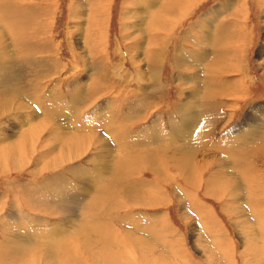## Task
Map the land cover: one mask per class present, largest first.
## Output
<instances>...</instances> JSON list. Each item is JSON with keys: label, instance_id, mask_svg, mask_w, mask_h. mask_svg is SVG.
<instances>
[{"label": "rangeland", "instance_id": "obj_1", "mask_svg": "<svg viewBox=\"0 0 264 264\" xmlns=\"http://www.w3.org/2000/svg\"><path fill=\"white\" fill-rule=\"evenodd\" d=\"M1 2V45L3 49L7 46L6 52L13 56L0 60V138L5 143L6 139L16 140L20 123L24 120L30 125H23L17 138L18 161L6 160L7 167L0 163V240L5 237L1 224H7L13 207L22 212L18 215L22 225L32 219L44 226L39 228L42 233L56 225L64 229L65 225L58 222L60 216L53 215L59 211L58 205L48 207L46 202H59L63 196L59 193L74 197L81 184H90L75 177L79 166L88 173L86 177H97L89 190L92 197L110 184L116 202L104 207L87 204L81 210L84 214L78 219L85 216L88 220L78 229L88 232L95 223L105 222L109 226L99 232L109 235L102 234L99 239L78 237L82 254L72 256L74 261L68 260V264H264V145H258L261 158L252 160L257 166L252 164L239 177L226 176L238 180L240 187L235 190L229 186L216 191L211 188L215 179L224 182L212 175L220 171L219 165L211 162L207 167L208 160L203 158L223 163L225 157L211 152H226L225 145L234 151L233 137L240 132L233 131L239 130L245 114L264 103V56L260 53L264 47V0H196L184 14L177 13L181 0L173 1L174 6L169 0ZM160 14L166 19L162 21L164 26H157L163 28L150 31L153 27L149 28V18ZM205 32L212 35L206 62H212L214 71L206 72L208 76L199 73V80H205L198 83L201 93L187 108L201 117L197 124H202L205 143L196 147L204 156L195 155L194 164L202 167V172L181 176L175 161H165L169 152L154 143L153 135H167L172 124L184 122L181 101L186 93L182 92L188 91L184 84L195 73L192 68L201 50L196 40ZM182 51L185 58H179ZM17 52L23 53L15 57ZM155 53L160 54L161 62L156 64L155 60L149 65L148 55ZM179 59L184 65H177ZM217 65L225 69L218 73ZM149 73L154 78H148ZM202 83L211 86L203 87ZM218 90H226L225 96ZM10 101L17 103L11 108ZM61 124L69 128L67 133L58 129ZM55 130L62 133V140L67 139L62 144L52 136ZM113 130L114 134L109 133ZM103 131H109L104 136L107 142ZM231 133L233 137L229 138ZM26 134L31 136L24 147L20 140ZM198 137L201 139V135ZM86 139L92 141L89 148L74 150V141ZM98 142L105 143L109 150V145L114 144L113 149L118 146L116 154L107 152ZM9 145H3L6 148L0 151ZM114 156L119 161L118 178L111 173ZM151 156H161L160 165L152 166V161L145 159ZM101 161H111V166L97 168ZM127 194L133 196V202L122 199ZM73 205L66 208L75 210ZM141 225L152 228L151 235H146ZM93 232L91 236L98 233ZM110 236L113 238L109 240ZM88 244H96L95 258L92 250L87 251ZM46 253L27 254L20 260L12 255V259L15 257V264H51L43 258ZM9 259L5 257L0 264H11Z\"/></svg>", "mask_w": 264, "mask_h": 264}, {"label": "bare ground", "instance_id": "obj_2", "mask_svg": "<svg viewBox=\"0 0 264 264\" xmlns=\"http://www.w3.org/2000/svg\"><path fill=\"white\" fill-rule=\"evenodd\" d=\"M85 1V0H84ZM173 1H176V0H169L170 3H172V5L174 6L175 4L173 3ZM196 0H181V4H182V7L181 9L177 12L179 14H184L185 10L189 9V7L191 8L192 6H194V3H195ZM8 2V1H6ZM89 3V2H88ZM161 3V2H160ZM178 3V2H177ZM176 3V5H177ZM199 3V2H198ZM229 5V4H228ZM264 5V4H263ZM139 6H141L139 4ZM2 7V2L0 0V8ZM139 8V7H138ZM156 8V7H155ZM162 8V7H161ZM17 9V8H16ZM104 9V8H103ZM141 9V8H140ZM172 10V8H168V10ZM3 10V9H2ZM19 10V9H18ZM164 10V8H163ZM167 12V11H166ZM163 11V13H166ZM170 12H173L170 11ZM149 14L151 13L150 11L148 12ZM162 13V14H163ZM174 13V12H173ZM176 13V14H177ZM155 14V13H154ZM153 14V15H154ZM160 14L157 15L156 17H148L149 18V28L152 26V30L150 31H158L163 28L162 26H157L158 24L162 25V21H163V18H164V15ZM148 14L146 13V16ZM169 16V15H168ZM129 17V16H128ZM142 17V16H141ZM160 17V18H159ZM171 17V16H170ZM143 18V17H142ZM147 18V19H148ZM168 18V17H167ZM144 19V18H143ZM166 19V17L164 18ZM209 21V20H208ZM141 22V21H140ZM143 22V21H142ZM148 24V23H147ZM142 25V24H141ZM143 26V25H142ZM163 26H164V23H163ZM172 26V25H171ZM170 26V27H171ZM174 27V26H173ZM167 28V27H166ZM165 30V29H164ZM207 32V31H206ZM206 32L203 34V36H201L200 40H196V45L198 47H200L201 50L194 52L196 53V58H197V61H196V64L195 66L192 68L193 70H195V73L192 74V76L189 78H187L186 80V86L188 90L187 92H182V93H186L183 94L185 95V97H183V95L181 94V96L183 97L182 98V106L184 107L185 109V114L182 116V120H184V122H181V123H178V124H172V127H171V131L169 134L167 135H164L162 134V137L159 135V134H154L153 136H155L153 138V141L154 143L157 144V142L163 146L161 147H164V149L166 150V152H169V158L165 161H175V168H176V171L179 172V174L182 176V174L185 175V173L187 174H191L193 171L196 172L197 170L199 172H202V167H197V165H195L194 163V160H195V155L197 154H201L199 152V150L197 149V145H199L200 143H205L202 139H204L203 137V132H202V124H197L198 121L201 119L200 115L197 114L196 110H194L195 112H191L192 109L188 108L189 104L192 105V102L193 100L195 101L197 98V96L201 93V86L199 83L202 82V81H205L204 78H202L201 80H199L200 78V75L199 73H203V76H208L209 72H213L214 70L212 69V62L210 63V61L206 62V60H208L210 54H207V51H209V48L208 47H211V36L209 33L206 34ZM187 35L189 36L188 32H186ZM185 33V34H186ZM205 36V37H204ZM1 34H0V38H1ZM4 37V36H3ZM213 39V38H212ZM4 40V38H3ZM211 40V41H210ZM2 39L0 40V60L3 61V60H6L8 59L9 57H12L13 54H11V56H9V54L6 52V47L3 49L2 45H1V42ZM7 44V43H6ZM195 44V43H194ZM13 46V45H12ZM3 51V52H2ZM186 51V50H185ZM184 51V52H185ZM260 53L263 54L264 56V47L263 49H260ZM158 52V51H157ZM23 52H17V54H14L15 57H18V56H21ZM180 53V52H179ZM193 53V52H192ZM193 53V54H194ZM185 54V53H184ZM184 54H183V51H182V54H180V57L179 58H183L184 57ZM207 54V55H205ZM215 54V52H214ZM243 54V52H242ZM241 54V55H242ZM157 55V56H155ZM155 55L151 54V55H148V61H149V65L150 63L154 64L155 63V60H156V64H159V61L161 59L160 57V54H156ZM261 55V54H259ZM189 56H187L188 58ZM193 57V56H192ZM242 57V56H240ZM185 58V57H184ZM211 58V57H210ZM244 58V56H243ZM242 58V59H243ZM147 59V58H146ZM192 59H195V58H192ZM188 60V59H187ZM214 60V59H213ZM241 60V59H240ZM212 61V60H211ZM222 61V59H221ZM242 61V60H241ZM181 62L183 63L184 65V62L182 59H179L178 63ZM206 62V64H204ZM215 62V61H214ZM240 62V61H239ZM177 65H181L180 63ZM187 63V62H186ZM189 63V61H188ZM238 63V62H237ZM242 63V62H241ZM240 63V64H241ZM5 64V63H4ZM238 63V65H240ZM176 65V66H177ZM237 65V66H238ZM244 66V65H243ZM158 67V66H157ZM181 67V66H180ZM222 66L220 65H217V71L218 73H221L222 70H224L225 68H221ZM240 67V66H239ZM237 67V68H239ZM189 70H190V67H188ZM157 71V68L154 69ZM196 70L197 73H196ZM188 72V71H187ZM207 72V73H206ZM151 73V72H150ZM148 74V78L152 77L154 78V76H152L151 74ZM156 74V73H155ZM195 74V75H194ZM198 74V75H197ZM135 76V75H134ZM157 76V75H156ZM143 77H146L145 75ZM137 78V77H136ZM178 78V77H177ZM182 79V78H181ZM180 79V80H181ZM207 80V79H206ZM154 81V80H153ZM183 81V80H182ZM197 83L195 84H191L192 82H196ZM185 83V81L183 82ZM189 83V84H188ZM181 85L183 86V84L181 83ZM197 85V87L194 88V86ZM202 86L203 87H208V86H211L210 83H202ZM158 89V88H157ZM182 89V88H181ZM183 90V89H182ZM181 90V91H182ZM218 93L225 96L226 94V90H218ZM16 97V96H15ZM14 97V98H15ZM31 99V98H30ZM215 99V98H214ZM17 101V100H16ZM16 101H10L11 104V108L13 107L12 104L17 103ZM37 101V100H35ZM37 103V102H36ZM31 104H34L32 101H31ZM15 105V104H14ZM190 105V107H191ZM4 106V105H3ZM19 106L22 108L24 107V105L22 104H19ZM180 106V105H179ZM181 106V107H182ZM202 106V105H201ZM7 107V106H5ZM20 107L17 108V110H20ZM5 109V108H4ZM3 110V109H2ZM8 111L10 112V110L8 109ZM8 113V112H7ZM17 113V112H16ZM15 113V114H16ZM246 113V112H245ZM56 117V116H55ZM21 119V118H20ZM55 119V118H54ZM67 119V118H66ZM244 122L243 124H241L239 130H236V131H233L234 132H240L239 134L235 135L234 137L232 136L233 133H231L230 137L229 138H234V142H233V150L232 151L230 149L229 146L225 145L223 150H225L228 154H225L226 152H221L219 155L213 150L211 152V155H217V156H222V157H225V160L223 161V163L227 162L226 165H224L222 162L220 161H213L212 159L208 158V157H203L204 155H202L203 158H206L208 160V162L205 163V165L208 167V166H211V162H214L216 165L218 164L219 165V169L220 171H214V173L212 175H215V177L219 176V180L220 181H223L224 183L221 184L219 182H216V179L213 180V182L211 183V188H213L215 191L216 189L217 190H222L221 188H225L226 189L228 188L227 186L231 187L233 190H235V188H239L240 186H238V180L236 178H234V180H229V179H226V176L228 175H234V176H241L243 174V170H249V168H252V164H255V166H257V162L253 163L252 160H255V158L257 157H260L258 156L259 153H258V149L260 147H258V145H264V103L259 105V106H255L253 107L248 114H245V118L242 119ZM24 120L20 123V128L18 127V129H20V132H18L17 136H16V140H12V141H8L6 138V143H5V140L4 139H1L0 138V148L1 147H4L3 145L5 144H8L10 143V147L7 148L6 150L4 151H0V163H5V166L7 167V161L6 160H13V161H18V151H17V147L18 146V143L17 142V138L22 134V126L24 125L25 127L26 126H29L30 124H25ZM102 124V123H101ZM197 124V125H196ZM70 125V124H69ZM100 125V124H99ZM104 125V124H103ZM19 126V125H18ZM65 125H62L60 127H58L59 130H62L63 133H67L68 130L64 127ZM239 126V125H238ZM170 128V126H169ZM28 129H32V128H28ZM102 129V128H101ZM104 129V128H103ZM120 129H123V126L120 128ZM56 131V130H55ZM109 131H106V132H102L104 133L102 136L104 137L105 135L109 134V133H115V131L113 130V132H109ZM57 135H56V134ZM53 133V137L57 138L58 140H60L61 144L62 142L66 141L67 139H64L62 140L60 137V135L62 136V133L61 132H55ZM10 134V133H9ZM13 135V134H12ZM198 135H201V139H198ZM31 136V135H30ZM28 134L25 135V138L23 140H20V145L21 146H24V143L27 141V139L30 137ZM112 136V135H111ZM109 137V135H108ZM198 137V138H197ZM203 137V138H202ZM97 138V137H96ZM112 138V137H111ZM104 139L106 140L105 142H107L108 140L104 137ZM81 140V139H80ZM79 140V141H80ZM238 140V141H237ZM19 141V140H18ZM82 141V140H81ZM85 142H80L78 143L77 141H74L72 144H73V147H74V150H80V149H84V148H89L91 145H92V141H88L87 139L84 140ZM112 142V140H110ZM202 141V142H201ZM77 142V143H75ZM114 143V142H112ZM71 144V146H72ZM90 144V145H88ZM103 145L104 144V149L108 152H111V153H114V155L116 154V148L118 147L117 144L116 148H114V144L113 145H109L110 146V150L109 148L106 147L105 143H97V145ZM88 145V146H86ZM158 145V144H157ZM241 145V147L239 148V146ZM20 146V147H21ZM112 146V148H111ZM159 146V145H158ZM191 146V147H190ZM25 147V146H24ZM6 147H4L3 149H5ZM239 148V150H238ZM2 149V150H3ZM102 149V151L104 150ZM87 149L83 150V151H86ZM21 151V150H20ZM89 151V150H88ZM237 151H239V153L237 154ZM23 154H25L26 152L25 151H22ZM262 152V151H261ZM9 154V155H8ZM159 155H161V153H158ZM163 154V153H162ZM237 154V155H236ZM5 155H8V158H5L3 156ZM234 156V157H233ZM10 157V158H9ZM155 157H158V156H151V157H145V159L147 160H150L152 161V166L153 165H160L161 163V156L159 158H155ZM15 158V159H13ZM23 158V157H22ZM121 158V157H120ZM119 158V159H120ZM261 158V157H260ZM113 161H112V170H111V173H112V176H116L117 177V172H119V166L117 165V159L116 157L114 156L113 158ZM231 159H232V162L233 164L231 163ZM90 160V159H89ZM197 160V159H196ZM206 161V160H205ZM210 161V162H209ZM228 161H229V164H228ZM20 162V161H19ZM88 161H86L87 163ZM197 162H199L197 160ZM196 162V163H197ZM111 166V161H109L108 163H105L104 161H101L98 165H97V168H102L103 166ZM229 165V166H228ZM201 166L202 163H201ZM214 166V164H213ZM79 167V166H78ZM76 167L77 169H75V177L78 178L80 180V182H84V181H90V184L86 183L84 184V187L83 185L81 184V187L79 188V190L75 191V196H70V195H67L65 197V194L64 193H59L60 196L61 194H63V196L61 197L60 200H58L59 202H46L47 203V206L48 207H51V206H54V208H56L55 206H57L58 210L59 211H54L53 212V215L54 216H60V220L61 221H58L60 222L62 225L64 224L65 225V228L63 229V226L62 227H59L58 225H54L55 227L51 228L50 230L48 231H43L42 233V230H40L39 228L41 226L39 225H36V222L38 221H35V220H31V223L28 222L29 219L27 218L26 219V222H28L29 224H26L25 226V229L22 227L23 225L18 221V215L20 216V213L19 210H16L15 207L12 208V210L8 213L9 215L7 216V224H5V226H3V224H1V232L4 233L5 237L3 239L0 240V252L2 253L3 256H0V261H4V258L5 257H8L10 258L9 260H12V263L11 264H15L13 259H15V257L12 259V255L13 256H16V258H18L19 260L22 258V257H26L27 254H30L29 256L31 255H35L36 256V252H47L46 254L43 255V258H45L46 260H48L51 264H60V261H61V264H64V263H67L68 264V260L70 261H74V259H70L72 256H76L78 257L79 255L82 254L81 252V246H80V242H79V238L81 239H85V236L86 238H90V239H93L94 237L96 239H99L101 238V236H103L102 234H104V236H108L109 234H106V233H103V232H99V230L101 229V227L103 226H106L108 227L109 224L108 223H101V222H98L97 224L95 223L94 226L88 230V232L86 231H83L81 229H78V227L80 226V223L85 221V220H88L85 216H84V219L80 218L78 219V215H83L84 213L81 212L82 209H84L86 207L87 204H96L97 206H103L107 203V204H115L116 200H115V196H113V194H110L111 193V185L108 184V187L104 186L105 188L100 192V193H97V195L95 197H92V194L90 193L89 190L93 189L92 188V185H95L94 181L97 179V177L95 178H90V177H86V174H88L85 170L83 169H80V167L78 168ZM215 167V166H214ZM122 169V168H121ZM206 169V168H204ZM208 169V168H207ZM242 172V174H241ZM246 171H244V174ZM198 173V172H197ZM89 176V175H87ZM189 176V175H188ZM211 177V176H210ZM245 177V176H244ZM118 178V177H117ZM186 179V178H185ZM189 179V177H188ZM99 180V179H98ZM97 180V181H98ZM240 180V179H239ZM112 182V181H110ZM109 182V183H110ZM116 182H120L119 180H116ZM94 183V184H93ZM175 183V182H174ZM187 183V182H185ZM174 185V184H172ZM176 185V184H175ZM61 186V185H60ZM67 186V184H66ZM63 187V186H61ZM176 187V186H175ZM194 187V186H193ZM243 187V186H242ZM180 188V187H179ZM99 190V188H96ZM101 189V188H100ZM176 189V188H175ZM178 189V188H177ZM212 189V190H213ZM225 189V190H226ZM224 190V191H225ZM231 189H229L230 191ZM237 190V189H236ZM177 191V190H176ZM181 191V190H179ZM235 192V191H234ZM141 193V191L139 192V194ZM146 193V192H145ZM152 193V192H150ZM150 193H148L150 195ZM178 193V192H177ZM181 193V192H180ZM179 193V194H180ZM218 193V192H217ZM220 193V192H219ZM227 193V191H226ZM229 193V192H228ZM50 194L53 195L55 194L54 192H51L50 191ZM49 194V196H50ZM66 194H68V191L66 192ZM39 195V194H37ZM46 195V194H45ZM57 195V194H56ZM110 195V196H109ZM149 195H146L144 198L146 199H150V196ZM183 195V194H182ZM219 195V194H218ZM44 196V195H43ZM138 196V195H137ZM141 196V195H139ZM40 197V196H39ZM44 197H47V196H44ZM41 198V197H40ZM56 198V197H54ZM125 199V200H130L133 202V196L132 195H125V196H122V199ZM136 198V197H135ZM144 198L141 199L144 200ZM231 198V197H230ZM49 199V198H47ZM51 199V198H50ZM88 199V200H87ZM110 199L112 200L110 202ZM140 199V198H139ZM138 199V200H139ZM234 198H232L233 200ZM39 199L37 200H34L33 198V201H35L36 203L38 202ZM56 200V201H57ZM128 200V201H129ZM49 201V200H48ZM61 201V202H60ZM136 202V201H134ZM146 202V201H144ZM137 203V202H136ZM31 204V203H30ZM43 204V203H41ZM72 205L74 204L76 207H75V210L72 208H66V207H70L69 205ZM14 205V204H13ZM68 205V206H66ZM73 205V206H74ZM35 206V205H34ZM92 207V206H91ZM101 208V207H100ZM91 209V208H90ZM89 209V210H90ZM94 209V208H93ZM86 210V209H85ZM91 211V210H90ZM102 212V211H101ZM101 215V213H99ZM103 214V213H102ZM87 215V214H86ZM92 215V214H91ZM97 215V214H96ZM96 215H93V216H96ZM149 215V214H148ZM251 215V214H250ZM22 216V215H21ZM108 216L107 213H105V217ZM20 219V217H19ZM151 219V217H150ZM24 220V219H23ZM59 220V219H58ZM139 220V219H138ZM63 221V222H62ZM146 221V220H145ZM150 221V220H149ZM246 221V220H245ZM257 221V220H256ZM25 222V221H23ZM49 223V222H48ZM133 223V222H132ZM147 223V222H146ZM145 223V224H146ZM149 223V222H148ZM151 223V222H150ZM154 223V222H153ZM151 223V225L153 224ZM79 224V225H78ZM137 224V223H136ZM69 225H71L72 227H70ZM132 225V224H131ZM144 225V224H143ZM142 228H145V234L147 235L148 232L150 233L151 235V232L149 231V229L152 230V228H149L148 225H146L145 227ZM249 225V224H248ZM8 226V227H6ZM36 226V227H35ZM61 226V225H60ZM86 226V225H85ZM88 226V225H87ZM135 226V225H134ZM138 226V225H137ZM44 226L42 225L41 228H43ZM133 227V226H132ZM140 227V225L138 226V228ZM154 227V226H152ZM47 228V227H46ZM58 228V230L56 229ZM71 228V229H69ZM247 228V227H246ZM40 231H39V230ZM69 229V231H68ZM136 231L138 230L137 228H134ZM140 229V228H139ZM208 229V228H207ZM244 229V228H243ZM94 230H96V232H98L97 234H95V236H91L92 234H94ZM134 230V231H135ZM240 230V229H239ZM259 230V229H258ZM39 231V232H38ZM143 232V233H144ZM79 233H82V234H79ZM144 234V235H145ZM68 235V236H67ZM149 235V234H148ZM153 236V235H152ZM155 236L157 237V235L155 234ZM133 237V236H132ZM113 237L110 236L109 240L112 239ZM250 238V237H249ZM78 239V240H77ZM130 239V238H129ZM155 239V238H154ZM86 241H90L88 239H86ZM144 241V240H143ZM146 241V240H145ZM144 241V245H145V242ZM84 242V241H83ZM156 242V241H155ZM106 243V242H105ZM108 243V242H107ZM41 244V245H40ZM126 244V243H125ZM83 245V244H82ZM88 250L87 251H90L92 250L91 252V256L92 258H95L97 252L95 251L96 249V244L95 245H92L91 247L88 245ZM148 246V245H147ZM113 247V246H112ZM120 247V246H119ZM58 248H61L62 250L57 252V249ZM103 248V247H102ZM86 249V248H84ZM101 249V248H100ZM42 250V251H41ZM80 250V251H78ZM83 250V249H82ZM94 250V251H93ZM14 251H18V253H13ZM111 251V250H110ZM20 252H25V253H22L20 255ZM34 254H31L33 253ZM81 252V253H79ZM108 253V252H107ZM118 253V252H117ZM116 253V254H117ZM7 254V256H5ZM110 254V253H109ZM87 255V253H86ZM75 258V257H73ZM104 264V263H103ZM116 264V263H115Z\"/></svg>", "mask_w": 264, "mask_h": 264}]
</instances>
